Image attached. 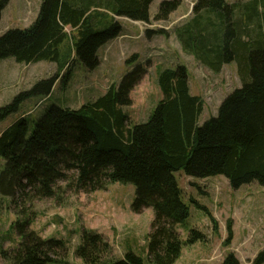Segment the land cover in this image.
Listing matches in <instances>:
<instances>
[{"label": "trees", "instance_id": "trees-1", "mask_svg": "<svg viewBox=\"0 0 264 264\" xmlns=\"http://www.w3.org/2000/svg\"><path fill=\"white\" fill-rule=\"evenodd\" d=\"M9 1L0 0V20ZM153 1L42 0L31 25L0 34V59L49 60L59 70L0 106V123L18 113L25 101L48 96L72 57L88 69L98 67L100 48L122 32L117 17L151 22ZM179 6V0H163L155 18L166 19ZM193 13L174 28L183 48L216 72L236 62L241 87L200 125L205 102L191 92L187 67L163 68L157 74L162 98L147 121L130 123L123 107L132 104L131 91L147 72L137 63L119 84L78 108L54 104L37 118L19 116L0 133L5 160L0 195L19 208L21 215L12 227L22 238L16 248L1 251L3 258L12 264L61 263L57 256L67 248L66 241L31 229L33 216L26 211L33 200L63 203L68 191L106 189L119 181L136 187L134 212L154 210L148 258L155 264H174L185 243L204 239L194 228L183 240L177 229L189 217L190 205L176 172L202 178L224 175L234 189L253 182L264 186V0H196ZM190 201L212 216L207 206L195 198ZM76 254L86 264H146L132 249L121 259L111 258L112 246L93 230L83 231ZM220 264L239 261L230 253ZM252 264H264V249Z\"/></svg>", "mask_w": 264, "mask_h": 264}, {"label": "rangeland", "instance_id": "rangeland-1", "mask_svg": "<svg viewBox=\"0 0 264 264\" xmlns=\"http://www.w3.org/2000/svg\"><path fill=\"white\" fill-rule=\"evenodd\" d=\"M162 1L152 2L151 22L117 17L122 32L100 48L98 67L88 69L72 57L54 82L52 92L48 96L25 101L18 113L11 114L0 123V133L19 116L37 118L54 104L80 107L104 94L111 84H119L137 63L144 64L147 72L131 91L132 104L123 107L130 123L147 121L162 98L158 71L180 64L188 69L191 92L201 96L205 102L199 124L216 115L223 99L242 85L237 63H226L220 72H216L198 61L183 48L174 32L176 26L192 17L196 0H179L180 6L166 19H156ZM41 2L10 0L2 13L0 34L9 28L31 25ZM149 30L152 33L148 34ZM162 30L164 32L161 33ZM132 56L135 58L129 62ZM58 70L57 63L49 60L25 63L14 57L0 59V106L10 102L19 91L50 78ZM4 164L5 160L0 155V173ZM176 177L184 200L190 205L189 217L177 225L180 236L187 240L190 230L195 228L204 234V239L185 243L174 264H220L230 253L236 256L239 264H252L258 252L264 249V186L253 182L234 189L224 175L202 178L189 176L183 170L176 172ZM61 184L66 185L65 182ZM135 195L133 183L118 181L110 183L106 189L68 191L63 203L54 198L34 199L26 213L33 216L31 229L43 237L66 241L67 248L57 256L62 262L54 264H86L76 254L84 230L103 235L112 246L111 258L121 259L132 249L144 256L146 264H155L147 256V237L152 230L154 210L149 207L141 213L134 212ZM191 198L207 206L213 217L191 202ZM0 210V264H12L3 258L1 251H11L22 240L12 227L20 214L19 208L11 206L10 197L0 195Z\"/></svg>", "mask_w": 264, "mask_h": 264}]
</instances>
